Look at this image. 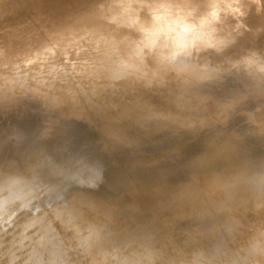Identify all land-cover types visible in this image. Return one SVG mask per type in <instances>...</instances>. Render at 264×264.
<instances>
[{
    "label": "rangeland",
    "instance_id": "374dc122",
    "mask_svg": "<svg viewBox=\"0 0 264 264\" xmlns=\"http://www.w3.org/2000/svg\"><path fill=\"white\" fill-rule=\"evenodd\" d=\"M34 1L24 0L25 4L22 3L23 0H0V143L2 140L5 141L0 147L9 144L11 151L6 155L3 147L0 152V264H49L55 259L59 264H143L132 263L136 259L138 249H135L131 242L127 244L124 240L112 242L117 235L106 239L87 235L88 227L97 220L99 214L109 208L112 210L110 209L105 219L107 222L105 226L108 227H116V224L109 223L111 212L114 210L117 211L114 219L120 220V217V221L133 228L146 223L152 212H157L160 216L158 218L169 213L167 222L170 224L167 223L165 227L167 232H161L157 237L155 236L157 231H153L151 235L141 234L139 237L138 244L141 249L168 246L163 254L157 253L160 255L158 257L147 254L142 261L149 260L144 264H177L175 263L177 259L186 261L181 264H200L199 255L185 242L189 233L182 230L195 220L191 217L190 209L193 211L199 208L198 212L207 209L208 215H212L215 207L223 208L224 204L234 206L250 200L253 204L248 206L252 207L253 212L264 211V179H261L264 177V136L259 133L260 131L264 133V82L258 79L263 84L261 86L254 76H249L250 74L239 66L240 58L234 57L233 60L228 56L231 62L225 64L220 61L217 51H208L198 53L191 60L176 61L173 56L176 67L167 71L151 61L146 67L148 51L157 48L159 36L153 35L152 31H142L144 23L137 8L141 0H55L54 3H51L52 0H45L44 4H42L44 0ZM260 2L263 9L256 14L264 18L262 15L264 0ZM36 3H39L37 7ZM108 4L110 6L102 10ZM113 8L128 10L134 19H130L126 13L119 14V11L115 10L113 12ZM29 9L36 14L32 11V14H28ZM260 12L261 15H258ZM233 17L232 13L226 21ZM261 20L259 23L263 32L264 20ZM257 21L258 19L253 23L249 18L237 27L241 36L225 40L230 43V50L244 53L247 43L257 40L259 45L256 44L252 52L264 54V48L262 49L264 34L261 30L254 34L253 27ZM237 30L232 32L236 33ZM251 31L257 39L254 35L250 40L241 39L243 33L247 36ZM10 32H16L18 35L14 36ZM22 35H32L34 39L36 38V43L42 44L43 48L52 44H58L59 47L56 50L37 49L33 42L26 48L27 54L35 53L29 58L21 54L24 44L20 37ZM221 35L229 36L226 32ZM10 45L11 49H8ZM151 67L157 70L165 81L173 75L181 77V81L170 85L176 89V83L184 84L182 89L178 88L175 95L182 91L183 98L186 99L176 102L177 99L169 100L164 93L156 94L151 91L146 97H140L137 93L121 108L110 109L117 99L123 103L129 92L133 93L139 87L138 81L140 89L147 91L149 78L153 76L145 77L143 74L145 72L148 74ZM246 77L250 79L246 80ZM50 78H54L56 83V86L48 87L52 91L55 90L54 96L49 94V90H46L48 94L39 96L40 88L38 94H35L38 98L29 97L27 94L29 81L47 82ZM252 78L255 80L252 81ZM256 82L259 84L256 85ZM32 85L34 86V83ZM83 89L87 91L84 96L81 94ZM187 89H194L195 92L187 93ZM148 97L152 100L147 101ZM197 101L198 105L202 102V108H199ZM187 102L196 103L189 106L190 110L184 113L183 106ZM249 102L251 104H248ZM76 104L79 110L74 109ZM142 106L144 111L137 112ZM63 108L67 113L60 110ZM250 108H253V113ZM152 110L154 111L149 113ZM73 112L80 115L75 120L81 117L83 119L77 123L73 120L64 127L59 126V129L50 134L46 133L47 124L59 120L63 115H66L65 118H72ZM163 113L169 117L164 121L165 124H150L144 134L136 131L133 124L138 122V116L148 114V119L158 121L163 119L161 117ZM182 113L193 120L197 115L203 114L201 117L206 120L205 122L191 120L188 121L190 124L179 122ZM95 117L99 119L96 123L92 119ZM99 122L111 123L118 128L111 132L104 131L97 125ZM27 126L28 132H33L37 127L38 130L29 137H21L19 133L22 132L18 128ZM253 129V132L258 131V134H249L253 133L251 131ZM68 131L69 134L83 132L101 135L100 140L103 138L110 140L114 136L123 139L127 137L128 142L130 137L131 140H141L142 155L146 157V161L139 164L141 165L139 170L149 172L158 189L164 191L149 193L147 189H142L145 176H139L143 179L136 183V190L130 183L122 184L124 175L136 174L134 168H124L114 175L116 176L114 180L111 176L110 181L102 182L103 179L98 177L99 168L92 166L95 162L90 163L96 161L97 155L102 159L100 166L108 168L107 171L111 173L116 168L109 166L113 161L112 157L122 158L119 154L127 151L121 150L116 143L110 146L117 148L120 153L115 154L114 148L108 147L100 154L98 147L92 146L85 152L87 146L79 141H73L68 148L69 157L62 162L57 160L62 156L64 146L62 140L68 136L65 135ZM137 135H140V138H137ZM252 136L260 142L263 150L257 146L256 150L260 153L257 159L242 164L239 155L244 151L241 146L251 144L255 140ZM244 137L249 139L241 144V138ZM54 146L59 148L44 157L46 147L52 151ZM127 147L134 148L131 144ZM44 150L43 154H39ZM160 151L164 154L160 156L162 161L152 166L151 162L160 155ZM235 153L238 154L236 158L232 157ZM42 155L43 160L49 158L48 166L40 167ZM50 160L53 162L51 165ZM122 163L120 165L125 167ZM178 165L182 168L184 166V169L185 166L188 168L187 171L194 175L195 184L190 188L193 194L182 193L176 198L174 195L182 183V179L178 185L175 183L176 178L180 176L179 170L182 171ZM67 168L72 170L70 172L73 175L85 172L90 179L100 178L99 182L92 179L90 186L95 183L93 185L96 187L95 194L101 198L91 204L90 208L83 207L85 211L68 226L65 223L73 220L72 216L62 215L60 219L56 207L61 201L69 200L74 191L83 186L84 178L87 176L84 173L83 178L76 176L65 182L73 177ZM258 180L262 183L261 186L257 183ZM11 183L16 185L12 186ZM68 183H73L69 193L59 196V193L54 191L59 190L61 184ZM86 188L89 189L88 186ZM117 188L122 189L124 196L115 203L110 197ZM247 194L252 195L243 199ZM10 196L16 199L9 202ZM139 199L141 205H138ZM169 200L172 204L177 202L178 207H165ZM255 200L259 202L254 206ZM126 201L136 206L133 213L118 211ZM7 203L11 205L8 206ZM201 207H204L203 210ZM10 215L20 217L16 220L10 218L11 221ZM253 221L261 223L263 217L254 214L250 225L236 226L227 232L223 227L217 229L219 235L225 237L224 247L227 251L234 250L241 239L245 242L254 241ZM35 225L40 234L32 236L34 243L27 244L31 236L25 240L24 233ZM206 228L209 227H202L201 231H205ZM82 230L84 231L81 232ZM204 241L197 242L198 245L202 244L203 248L200 255L212 260L213 257L209 254L211 250ZM174 245L176 247H173ZM80 248L84 249L80 251ZM259 249V253L253 258L254 264H264V243L259 245ZM228 264L233 263L231 261Z\"/></svg>",
    "mask_w": 264,
    "mask_h": 264
},
{
    "label": "bare ground",
    "instance_id": "6f19581e",
    "mask_svg": "<svg viewBox=\"0 0 264 264\" xmlns=\"http://www.w3.org/2000/svg\"><path fill=\"white\" fill-rule=\"evenodd\" d=\"M47 1H49V0H47ZM52 1L53 2H51V3H54L55 0H52ZM25 2L23 0L22 3H25ZM34 2H36V0ZM39 3H36L35 6L37 7V4H39ZM44 3H46V1L43 2L42 4H44ZM21 6H23V5H21ZM109 6H110V4H108L102 10L108 8ZM26 7H28V6H26ZM263 7H264V5H263ZM24 8H23V10H24ZM38 8H40V6ZM117 8H119V7H117ZM261 8H262V2H260V0H240V3L236 6V8H233V10H232V13H233L234 17L232 19H229V21L227 20L225 22V24H224V27L221 29V33H225L226 32L229 35L228 37H223L222 36L224 38V40L236 39L237 37H240L241 34L237 30V27L240 24L245 23L246 19L248 20L249 18L251 19V21L253 23H254L255 20L258 19L257 23L253 27L254 28V34L257 33L258 30H261V32H262V25L259 23V20H261V18H263V17L262 16H257V14H256ZM30 9H29V11H30ZM27 10H28V8H26V12H27ZM113 10L119 11L118 12L119 14L126 13L127 15H129L130 19H134L133 14H131L128 10H125V9L124 10H118V9H115V8H113L112 11ZM31 11L33 12V10H31ZM31 11L28 12V14L29 13L32 14ZM115 11H113V12H115ZM37 12H38V10H37ZM33 13L36 14V12H33ZM255 14H256V16H255ZM258 15H261V12ZM262 15H264V13ZM262 20H264V18ZM58 27L59 26L57 25V28ZM53 28H56V27H53ZM53 28H52V30H53ZM234 30H237L236 33H233L232 32ZM142 31H144V32H146V31L150 32V30L146 29L144 26L142 27ZM29 32H30V30H29ZM251 32L247 36H245V34L243 33L241 39H244L245 38V40H250L251 38H254V37H255V39H257V36H255L253 34V32L252 33ZM263 32H264V25H263ZM263 32H262V34H264ZM10 33H12L14 36H15V34L18 35V33H16V32H14V33L13 32H10ZM7 34L9 35V33H7ZM12 34H10V35H12ZM152 34L153 35H157L158 33L152 31ZM8 35H6V37H8ZM253 35H254V37H253ZM4 36H3V38H4ZM20 37L24 41L21 54L23 56H26V57H29V58L32 57V56H34L35 53L27 54L26 48H27V46L29 44H33V42H34V44H33L34 47H37V49H46L47 48V49H51V50H56L59 47L58 44H52V45H46L45 48H43L42 47L43 46L42 44H37L36 43V38L34 39L32 35H30V36H23L22 35ZM260 37H261V35H260ZM66 39H68V38H66ZM259 39L260 38H258V40ZM262 40H260V41H262ZM133 41L136 42L135 40H133ZM260 41H258V42H260ZM256 44L259 45V43H257V40H255V42H252L250 44L247 43L246 48L244 49V53H242V52L237 51V50H233V49L230 50V43H229V46L227 48H225V49L217 52V53H219L218 57H219L220 61L224 62L225 64L226 63H229V62H231V59L228 56H231V58L233 60H235L234 57L241 58L244 54H247V53L252 52L253 49L255 48ZM263 48H264V46L262 47V49ZM8 49H11V45H10V47ZM70 63H74V62L73 61H70ZM153 66H155V65H153ZM150 75H152L153 77L149 78V81H151V83L148 82V84H147V91L144 90V89H142V88L140 89V82L138 81L139 87H137L133 91V93L132 92H129L128 98L123 103H121L119 101V99H117V101H115L113 103V106H111L110 109L116 110V109L121 108V106H123L124 104H127L129 102L130 98L133 97L134 95H137V93L140 95V97H146V96H148L150 94L151 91H154L156 94H158V93H164L167 99H169V100L177 99L176 102H182V101H184L186 99V98H183L184 97V93L182 91L179 94L175 95V92L178 90V88L182 89L181 87L184 84L178 85V83H176L175 84L176 87H177L176 89H174L170 85V83H173V82H176V81H181V77H178L177 75H173L167 81H165L160 76L161 74L157 70H155L153 67H151L150 70H149L148 76H150ZM249 76H251V75H249ZM248 78L246 77L245 79L248 80ZM255 78L257 79V82H260V81H258L259 78H257V77H255ZM48 80L49 81H47V82H42L41 80H38V81H36V80L32 81L31 80V81H29V83L27 84L28 87H29L28 88L29 91L27 92V94L29 95V97L30 98H38V95H35V94H38V91H39L40 88H41V91H40L41 95H39V96L42 97V95L48 94V93H46V90H49V94L51 96H54L55 90L52 91V89H48V87H50L52 85H55L56 86L55 80H54V78H50ZM253 80H255V79L252 78V81ZM263 82L264 81H262V83ZM33 83H34V86L32 85ZM262 83L260 82L261 86L264 84V83L263 84ZM253 84H255V83H253ZM258 84L259 83H257L256 85H258ZM252 86H254V85H252ZM92 91H93V89H92ZM193 91L195 92L194 89H189V90L187 89L186 92L187 93H193ZM261 92L263 93V91H261ZM86 93H87L86 90H84V89L81 90V94L83 96ZM2 94L4 95V92ZM56 94L57 95H61V93H56ZM259 96H261V94ZM150 100H152V98L151 97H148V100L147 101H150ZM2 101H3V99H2ZM38 102H39V100L36 101L37 104H38ZM251 102H253V101H251ZM195 103H193V102H187V103H185L184 106H183L184 113L187 112L188 110H190L189 109L190 108L189 106H192ZM200 103H199V105H200L199 108H202V102H200ZM248 104H251V103L249 102ZM197 105H198V101H197ZM5 106L6 105L4 104V107L3 108H5ZM74 109L79 110L77 104H76V106H75ZM250 109H252V112L251 113H253V108H250ZM60 110H63V111H65V113H67V110L65 108L60 109ZM143 111H144V107L143 106L140 107L137 110V112H143ZM153 111L154 110L150 111L149 113H151ZM255 111H256V109H255ZM131 113H134V111H131ZM165 114L166 113L161 114V117L163 119L158 120V121L157 120H153V119H148L147 118V115H145L143 117L138 116V119H139L138 122L134 123L133 125L135 126V129H136L137 132H140L141 134H144L145 131H146V129H147V127L150 124H153V123L154 124H162V123L165 124L164 121L169 118ZM248 114H250V113L248 112ZM202 115L203 114L197 115L196 119L193 120V119L188 118V115H185L184 116L183 113H182V115L179 118V122H183V123H186V124H190L193 121H198V120H203L204 121V120H206V119H204V117H201ZM65 116L66 115H63L62 117H59L60 119L57 120L58 122L57 121H52L49 124H47L46 130H45L46 133L47 134H50L51 132L59 129V126L60 127H64L65 125H68L69 123H71L73 120L76 121L75 123H77L80 119H83L81 117V118H78L77 120H75L77 117L80 116L78 112H73L72 113V118L73 119L70 118V117L65 118ZM200 118H202V119H200ZM92 119L95 121V123L98 122V120H99L98 117H95V118H92ZM168 121H167V123H168ZM188 121H191V122H188ZM170 122H169V124H171ZM97 125L100 126V127H102V129L104 131H108V132H111L113 129L118 128V126L113 125L111 123L99 122V123H97ZM37 126H39V123H38ZM249 126H251V125H249ZM253 127L255 128L257 126H252V128ZM28 128H29L28 126L27 127H24V128H18V130L22 132V133H19L21 135V137H25V138L26 137H29V136H31L33 134V132L36 133L37 130H38V127H37V129L36 130H33V132L32 131L31 132L30 131L28 132L27 131ZM258 128H259V126H258ZM181 130L182 129H180V131ZM70 131L66 132L65 135H68V136L65 137L62 140L63 143H64V146L62 148V156H61V158H59L57 160H60L62 162V161L66 160L69 157V153H68V150L69 149L68 148H69V145L73 141H79V142L83 143L85 146H87L88 148L85 149V152L90 147H92V146L93 147H98L99 148L98 151H100V154L104 150H106V148L113 147V146H110L111 144L116 143V144H118L120 146L121 150H125L126 149L127 151H125L122 154V153L119 152V150L117 148H114L113 147L115 154H117V152L120 153L119 155H122V158H116L115 156L112 157V160L113 161L111 162V164L109 166L110 167L113 166V167H116V168H114L111 173L107 171L108 168L104 169L105 167H101L100 166L102 164V161H101L102 159H100L97 155H95L96 158L94 157L96 159V161H92L90 163V164H92L93 162H95V164L93 163L94 165H92V166H94V167L97 166V168H99V170H98V177H100L101 179H103L102 182L107 183L108 181L111 180V176H113V180H114V178L116 177L114 175H117V173H120L122 171V169L124 170V168H126V169H128V168H134L136 174L133 173V174H130V175H124L125 178L121 181L122 184L123 183H125V184L126 183H130L132 185V187H134L133 189L136 190V186H137L136 183H138L141 179H143V177L141 178L139 176H145V181L143 183L142 189L143 188H144V190L147 189L146 191H149V193H153L154 191L155 192H159V193L161 192L162 193L164 191V189H158L157 185L152 181L153 178L151 177V175H150L149 172H147V171L141 172L139 170V167L141 166L139 164L140 163H144L146 161V157H144L142 155L143 146H142L141 140H136L134 138H133L134 140H131L132 138L130 137V142H128L127 137L125 139H123L120 136H114L110 140H106L105 138H103V139L100 140L101 135H97V134H86V133H83V132H79V133L75 132V133L69 134ZM251 131L253 132L254 129L251 130ZM259 131H260V129H259ZM254 133L258 134V131L257 132H253V133H249V134H254ZM259 133H262L263 134L262 136H264V133L262 131H260ZM256 134H254V135H256ZM249 136H251V135H248V137ZM16 137L18 139H21V137L19 135H16ZM116 137H119L120 139L117 140ZM137 138H140V135H137ZM253 138L255 140H253V142L251 144H249L247 146H241V149L244 151L242 155H239V158H240L242 164L243 163H246V162H249V161L251 162V161H254V160L257 159L256 158L257 155L260 154L256 150V147L257 146H259L261 148V150H263L262 145H260V142L258 140H256V137H253ZM247 139H249V138H247V137L241 138V142H242L241 144H243L244 141H246ZM4 142L5 141L2 140V143H4ZM2 143H0V145ZM129 144H131L132 147L134 146V148L131 149V147H127ZM3 147H5V150L3 152L6 153V155L11 153L10 148H9L10 147L9 144L8 145H5V146H1L0 147V152H1V150H3ZM57 148H59V146H54L53 150L50 151L46 147V149L48 151L45 149L46 152L44 150L43 152H41L39 154H43L45 152L44 153L45 154L44 157H45L50 152L55 151ZM160 156H164V154H161V151H160V155H157L156 158L153 159V162H151L152 166H154L156 164V162L162 161L160 159ZM237 156H238V154H236V153L232 155V157H235V158ZM44 157L42 155L40 167H45V166H48L49 165V164H47L49 162V158L43 160ZM57 160H54V161H57ZM116 161H121V162L120 163H116ZM50 162H51V160H50ZM122 162H124V164L125 163L126 164L124 165ZM52 163L53 162H51L50 165ZM121 163L125 167H122V165H120ZM179 167L182 168L181 166H179ZM179 167H178V169H179ZM183 169H184V166L181 169L182 171L179 170V172H180L179 178H176V180H175V183L178 185L179 184V181L182 179V181H181L182 183H180L181 185L179 186V188L177 189V191H176V193L174 195V197H176V198L180 197V194H182V193H184V194L186 193V195L187 194L188 195L193 194L191 192L190 188L192 187V185L195 184L194 179H193L194 178V175H192L189 171H187L188 168L186 166H185V169L184 170ZM66 170H68V172H70L71 169L67 168ZM42 173H44V172H42ZM84 173L85 172H79V173L73 175V173L70 172V174L73 175V177L70 175L71 178L65 180V182H67V181L75 178L76 176L77 177H82V175ZM85 174L87 176V173H85ZM100 178H99V180L96 179L95 177L92 178V179L93 180L94 179L95 180H98V182H99L100 181ZM92 179H90L89 176L85 177L84 178V184H83V186L81 188L77 189L76 191H74L75 193L73 194V196L69 200H63V201L60 202V204L57 205L56 210L59 213L58 217L60 219H62V215H71L72 216V219L73 220H68L65 223L66 226H68L72 221H74L76 218H78L83 211H85L83 209V207L90 208V205L91 204L95 203L98 200H101V198H99L98 195L95 194L96 187H93V185L95 183L92 186H90L92 184V182H91ZM261 179H264V177H261ZM117 181H118V179H117ZM257 183L260 186L262 185V183L259 180L257 181ZM14 185H16V184H12V186H14ZM87 186L89 187V189L86 188ZM72 187H73V183L61 184L58 187L59 190H54V191L56 193H59L58 194L59 196H62L64 194H66V193H69V191L71 190ZM90 187L93 188V189H91ZM54 191H52V193L56 194ZM251 195L252 194H247V196L244 197L243 199L249 198ZM123 196H124V194H123L122 189H118L117 188L113 192V194L111 195L110 198H111L112 202L115 201V203H116L119 199L120 200L123 199L122 198ZM231 197H233L235 200H237V198H235L234 196H231ZM9 199H10L9 202H13L16 199V197L10 196ZM243 199H241V200H243ZM140 201H141V199L138 200V205H141V203H139ZM237 201H239V200H237ZM258 202L259 201L257 200L254 203V206L257 205ZM26 203L28 204V202H26ZM123 203H124V206L120 207L118 211H123V213H128V212H132L133 213L134 212L136 206L133 205V203H129L128 204L127 201L126 202H123ZM7 204H8V206L11 205V203H7ZM74 204H75V206H74ZM177 204H178L177 202H175V204H172V201L169 200L165 204V207H174V206L175 207H178ZM252 204H253V202L250 201V200L244 201L241 204L240 203L235 204L234 206H231L229 204H224L223 205V208L220 207V206L217 207V208L215 207V211H214V213L212 215L211 214L208 215V213L206 211L207 210L206 208H205L206 210L203 211V212L202 211L201 212H198L199 211L198 210L199 208L198 209H194L193 211L191 209L189 210V212L192 215L191 217L193 219L195 218V220H193L194 222L191 225H188L186 227H183L182 230L185 231V232H187V233H189V236L187 237V240L185 242L189 244L190 249L194 253H196V254L199 255L200 264H228L231 261H232L233 264H254L253 258L255 256H257V254L260 251L259 245L262 244V243H264V211H261V212H253L252 207L251 206H248V205H252ZM203 208H202V210H203ZM110 209L112 210V208H109L104 213L99 214L97 220L92 225H90L88 227V230H87L88 231V234L87 235L89 237H91L92 235H94L95 237H98V238H101V239H106V238H108V237H110L112 235H117L112 240V242L113 241H116V240H124V241H126V242H124L125 244H127L128 242H131V244L134 246V248L135 249H138L137 250V254H136V259H135V261H132V263H143L144 264L146 261L149 260V259H147L145 261H142L143 258L147 254L151 255L152 257H158V256H160L157 253L163 254L165 248L168 247L167 245H165V246H159L157 248H155V247L152 246V247H147L145 249H141L140 246H139V244H138V242H139L138 240H139V237L141 236V234L151 235V233L153 231H157V234L155 236L158 237L159 233H161V232H167L165 230V227H166V224L168 223L167 220H168L169 213H167L162 218H158L160 216H158L157 212H155V213L152 212L151 215H150V218L148 219V221H146V223H144L142 225L140 224V225L135 226L133 228L130 225H128V224L120 221L121 220L120 217H119L120 220L114 219V214H115V212H117L116 210H114V211L111 212V219L109 220V223L110 224H113V225L116 224V227H110V226L108 227V225L105 226V224L107 223L105 221V219L107 218L106 215L109 214ZM220 210H222V212ZM189 212H188V214H189ZM63 213H65V214H63ZM254 214H259V215H261L263 217V221L261 223H259L258 221H253L252 222V225H254L256 227V228L254 227V229H253L254 232H255V239H254V241L245 242L243 239H241L240 242L236 245V247H235L234 250L227 251L225 249V247H224L225 242H226L225 237L224 236L221 237L219 235V231L217 229H219L220 227H223V228H226V232H227L228 229H232L233 230V229L236 228V226H239L240 227V226L250 225V222L252 221V217H253ZM19 217L20 216L10 215L9 219L11 218L12 220H16ZM169 224L170 223H168V225ZM37 225H35V226L31 227L29 230H26L25 231V233H24L25 234L24 235L25 240H26L27 237L29 238V236H31V239H28L27 238L29 240L27 244L34 243L32 236L33 235H36V234L37 235L40 234ZM75 225H77V224H75ZM36 227H37V229H35ZM189 227H191L190 228V231H189ZM202 227L203 228L204 227H209V228H206L205 231H201V228ZM92 229H94V230H92ZM83 231L84 230H82L81 232H83ZM77 232L79 233V231H77ZM168 235H170V233H168ZM203 240H205L204 242H206V244H208V248L211 250V252L209 254L213 257L212 260L206 259V258H204V257H202L200 255L203 248H202V244L201 245H198L197 242L203 241ZM22 243H21V245H23ZM41 247L44 248L45 246L44 245L43 246L41 245ZM173 247H176V246L174 245ZM83 249L84 248H80V251L83 250ZM29 253L31 254L32 251H30ZM148 258H149V256H148ZM137 261H139V262H137ZM184 262H186L184 259H177L175 263L181 264V263H184ZM49 264H59V263H58L57 259H55V260H51L49 262ZM185 264H188V263H185Z\"/></svg>",
    "mask_w": 264,
    "mask_h": 264
},
{
    "label": "clouds",
    "instance_id": "9594fccd",
    "mask_svg": "<svg viewBox=\"0 0 264 264\" xmlns=\"http://www.w3.org/2000/svg\"><path fill=\"white\" fill-rule=\"evenodd\" d=\"M239 3L240 0H141L137 8L144 27L159 36L157 48L146 50V67L151 61L167 71L176 67L173 56L176 61L191 60L198 53L227 48L229 42L222 37L221 28ZM238 64L264 81V54L247 53Z\"/></svg>",
    "mask_w": 264,
    "mask_h": 264
}]
</instances>
